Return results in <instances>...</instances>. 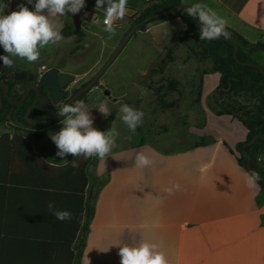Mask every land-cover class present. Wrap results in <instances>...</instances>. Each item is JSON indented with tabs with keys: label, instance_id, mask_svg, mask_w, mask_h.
Returning a JSON list of instances; mask_svg holds the SVG:
<instances>
[{
	"label": "crops",
	"instance_id": "obj_1",
	"mask_svg": "<svg viewBox=\"0 0 264 264\" xmlns=\"http://www.w3.org/2000/svg\"><path fill=\"white\" fill-rule=\"evenodd\" d=\"M147 1L128 0L127 8L141 9ZM6 3L15 11L27 0ZM209 6L223 11L243 33H264V0H213ZM49 19L61 31L67 14ZM218 79V73L204 74L201 99ZM205 122L198 135L213 139L201 145L173 152L146 143L128 145L92 161L85 200L93 179L104 184L93 202L80 264H120L119 247L142 241L157 244L169 264H264V202H259V187L246 186L247 172L232 155L246 129L228 115L206 113ZM140 152L154 163L137 168ZM47 156L53 165L70 158L52 162Z\"/></svg>",
	"mask_w": 264,
	"mask_h": 264
},
{
	"label": "trees",
	"instance_id": "obj_2",
	"mask_svg": "<svg viewBox=\"0 0 264 264\" xmlns=\"http://www.w3.org/2000/svg\"><path fill=\"white\" fill-rule=\"evenodd\" d=\"M181 2L182 0H148L141 9L128 8L125 18L131 22L129 29L153 14L180 6ZM85 3L95 7L96 0H85ZM211 8L228 20L227 30L231 33V39L200 41V25L196 24L194 18L187 16L184 8H180L175 15L165 14L151 18L142 25L179 20L185 26L186 40L192 43L189 49L191 56L199 62L210 60V70L200 72L196 101L200 102L203 75L218 73V84L208 95L217 108L212 105L209 108L214 115L231 116L246 129L244 141L235 145L239 156L235 151H232V155L237 164L248 173L242 146L255 135L264 137V74L255 66L238 63L234 58V48H237L236 57L239 62L258 64L253 57L259 53L264 55V33H243L233 26V21L223 11ZM11 11L7 7L5 14ZM66 20L61 29V35L65 38L73 34L69 22L88 28L71 13L67 14ZM171 55V50H168L166 59L169 62L174 60ZM162 62L160 74L164 73L165 61ZM259 65L264 69V64ZM5 69L7 68L0 61V71ZM162 80L165 85H160L158 91L164 88V93L179 91L178 80L169 76L162 77ZM84 96L85 93L81 94L72 104L82 100ZM159 103L162 108L176 105L175 102L166 103L161 98ZM23 114L24 112L22 116ZM19 118L17 111L10 118L6 113H0V126L9 120L17 123ZM41 138L42 132L17 127L0 133V264H80L88 225L94 214L93 202L104 181L93 179L85 200L88 185L86 168L96 157L87 160L79 158V167L75 169L71 167V156L66 157L64 164H50L48 156L35 149L34 142ZM142 144L145 143L135 146ZM201 144L203 143L194 146ZM245 150L251 160V169L264 178V167L258 165L257 159L260 154H264V139L257 138ZM259 190L261 196L264 195L262 179L259 181ZM49 201L54 202L58 209L71 211L73 218L64 222L56 220L48 211Z\"/></svg>",
	"mask_w": 264,
	"mask_h": 264
},
{
	"label": "rangeland",
	"instance_id": "obj_3",
	"mask_svg": "<svg viewBox=\"0 0 264 264\" xmlns=\"http://www.w3.org/2000/svg\"><path fill=\"white\" fill-rule=\"evenodd\" d=\"M194 2L211 5L213 0H187L188 4ZM130 23L126 18L119 20L116 23V35L111 39H108L109 34L100 27L88 26L85 29L77 25L70 38H63L58 45L41 49V59L34 64L43 60L45 66H53L74 75L71 87H77L88 82L99 71L130 33L133 28L129 29ZM143 27L141 30L138 24L99 77L98 85L85 93L82 100L90 110L93 126L105 133L112 127L117 130L119 135L116 136L112 149L146 143L159 150L173 152L188 149L201 142H209L213 139L212 136L198 135V131L206 124V113L213 114L209 106H217L208 95L204 99L200 97V102H197L196 91L200 72L211 68L210 60L199 62L191 56L189 49L192 43L186 40L185 26L179 20L154 22ZM168 50H171L174 59L172 62L166 59ZM0 53L5 54L2 47ZM253 60L258 65L264 64V55L256 54ZM162 61H165L164 73L160 74ZM26 64L31 63L17 59L15 67ZM165 76L179 81L178 92L164 93L165 88L158 91L160 85H165L162 80ZM104 89L109 91V95L103 94ZM160 98L166 103L175 102V107L162 108ZM125 103L144 112L143 123L137 128L135 135L129 132L120 119L119 108ZM101 105L108 108L109 115L105 116L99 111ZM62 126L60 122L45 129L41 140L34 142L36 149L49 155L52 162H59L60 159L56 157L57 148L49 134L59 131ZM11 127L15 125L9 120L0 126V133ZM235 154L239 156L236 150ZM96 158L93 163H96ZM258 162L259 166H264V160ZM259 202H264V195Z\"/></svg>",
	"mask_w": 264,
	"mask_h": 264
},
{
	"label": "clouds",
	"instance_id": "obj_4",
	"mask_svg": "<svg viewBox=\"0 0 264 264\" xmlns=\"http://www.w3.org/2000/svg\"><path fill=\"white\" fill-rule=\"evenodd\" d=\"M27 4L33 5V10L21 3L18 9L5 14L8 4L0 0V47L4 55H0V61L6 68L15 67L17 59L35 63L41 59V49L49 45H58L63 39L60 28L49 19L50 16H64L71 13L76 15L85 7V0H27ZM128 0H96L95 9L103 10V19L93 16L92 23L108 33V39L116 35V22L123 20L128 13ZM184 11L189 18L199 22L200 41H214L218 39H231V33L227 30L228 20L214 11L208 4L202 2L187 3L182 0ZM62 27V25L60 26ZM99 111L105 116L109 115L108 108L101 105ZM120 119L133 135L143 123L144 112L129 104H122L119 108ZM62 116L63 125L59 131L50 133V139L56 145V157L65 160L71 156V167L78 168V159L85 160L108 156L115 145V138L119 135L112 127L108 132H102L93 126V118L84 100H77L73 104H64L57 113ZM132 137L130 136L129 139ZM258 160H264V156H258ZM154 161L143 152L135 156V166L146 168ZM261 177L258 172L245 173L244 180L249 189H257ZM179 189V185L175 186ZM171 191V189H169ZM48 211L58 221H69L73 213L69 210L56 208L55 203L49 201ZM120 264H169L165 254L158 250V245L148 241H142L138 245L125 244L119 247Z\"/></svg>",
	"mask_w": 264,
	"mask_h": 264
},
{
	"label": "flooded vegetation",
	"instance_id": "obj_5",
	"mask_svg": "<svg viewBox=\"0 0 264 264\" xmlns=\"http://www.w3.org/2000/svg\"><path fill=\"white\" fill-rule=\"evenodd\" d=\"M74 25L72 28L77 27ZM41 62L45 63L43 60ZM47 70L68 73L53 66H38L34 63L0 71V113H6L10 118L13 112H19L20 118L17 123H13L21 130L43 133L45 129L58 125L63 120L62 116L57 115L59 109L95 76L74 88L71 87L74 79L66 82V77H59L49 88L42 78ZM17 73L18 78L15 79ZM97 81L94 86L98 85ZM59 82L63 83L60 87Z\"/></svg>",
	"mask_w": 264,
	"mask_h": 264
},
{
	"label": "water",
	"instance_id": "obj_6",
	"mask_svg": "<svg viewBox=\"0 0 264 264\" xmlns=\"http://www.w3.org/2000/svg\"><path fill=\"white\" fill-rule=\"evenodd\" d=\"M186 6L184 5H180L178 7H175L173 9H169V10H164V11H161L159 13H156V14H153L149 17H147L146 19H144L143 21H141L140 23V29L143 30V23H145L147 20L151 19V18H156V17H159L161 15H165V14H169V15H175L177 13V11L180 9V8H184ZM196 24L199 25V22L197 19H194ZM136 27H138V25L134 26L130 33L127 35V37H125V39L123 41H121V43L116 47V49L113 51V53L110 55V57L106 60V62L103 64V66L99 69V71L95 74V76L83 87L81 88L77 93H75L71 98L70 100L68 101L67 104H71V102L73 100H75L78 96H80L82 93L88 91L90 88H92L95 84V82L99 79V77L101 76V74L105 71V69L109 66V64L112 62V60L115 58V56L119 53V50L122 48V46L124 45L125 41L127 40L128 36L136 29ZM236 51H237V48L235 47L234 48V58L236 59V61L242 65H248V66H255L257 67L262 74H264V69H262V67L258 64H253L251 62H239L237 60V57H236ZM45 63L44 62H40L38 64V66H44ZM21 73H25V71H22ZM59 77H66V82H70L74 79V75H71V74H68V73H64V72H56L54 70H47L44 74H43V77L45 79V84L50 88L51 86H53L56 78H59ZM18 78V73L16 74L15 76V79ZM63 83L59 82V87L62 86ZM103 94L104 95H109V91L104 89L103 91ZM257 138H262L264 139V137L260 136V135H255L252 137V139L246 143H244V145L242 146V152L243 154L246 156V159H247V162H246V168L247 170L250 172V171H253L251 169V160H250V157L249 155L246 153V150L245 148L249 145H251Z\"/></svg>",
	"mask_w": 264,
	"mask_h": 264
},
{
	"label": "built area",
	"instance_id": "obj_7",
	"mask_svg": "<svg viewBox=\"0 0 264 264\" xmlns=\"http://www.w3.org/2000/svg\"><path fill=\"white\" fill-rule=\"evenodd\" d=\"M103 10L95 9V7L88 5L85 3V7L81 10L80 13L76 14V17L78 18V21L81 24L87 25V26H96V24L92 23L93 16L97 19H103ZM119 20L116 22L118 23Z\"/></svg>",
	"mask_w": 264,
	"mask_h": 264
}]
</instances>
